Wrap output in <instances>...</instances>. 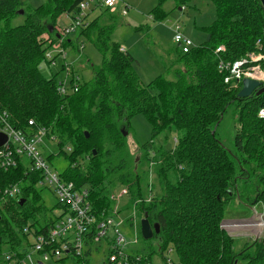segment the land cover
<instances>
[{"label": "trees", "instance_id": "1", "mask_svg": "<svg viewBox=\"0 0 264 264\" xmlns=\"http://www.w3.org/2000/svg\"><path fill=\"white\" fill-rule=\"evenodd\" d=\"M84 1L46 0L31 9L18 0H0V112L8 113L9 124L25 135H31L35 127L48 130L46 138L54 137L57 153L46 159L64 160L61 178L76 189L87 188L98 219L103 212H112L111 194L126 190L127 213H119L133 211L135 217L125 225L130 232L134 228L139 241L146 244L134 250L140 257L138 264H154L153 258L161 259L167 249L176 257V262L171 259L174 264H264V236L236 250L234 240L221 227L232 201L261 205L264 211V119L258 117L264 94L237 98L241 86L228 88L224 84L228 73L218 69L220 62L232 64L256 53L257 41L264 44L260 1L207 0L215 19L202 28L206 41L187 53L178 48L165 68L166 75L146 86L135 69L137 62L111 42L118 13L97 6L101 13L77 38L91 43L101 62L98 66L87 63L91 79L81 83L76 93L62 97L56 89L58 74H44L39 65L45 62L47 43L54 40L49 28L54 30L64 13L77 14ZM166 1L156 0L151 10L156 21L164 17L161 7ZM173 1L179 7L189 2ZM16 19L21 24L14 25ZM72 44L66 39L62 46ZM219 47L224 50L215 53ZM228 111L235 120L232 150L217 138ZM136 116H142L151 129L149 142L138 146V159L123 136V132L129 135L130 120ZM171 134L175 144L168 149ZM150 171L156 179V195L155 185L148 182ZM38 179L19 158L16 167L0 168V253L21 248L26 252L28 234H40L53 223V211L47 215L42 205L35 206ZM15 184L20 185L19 195L3 197V190ZM144 215L150 226L159 228L151 238L154 245L141 237Z\"/></svg>", "mask_w": 264, "mask_h": 264}, {"label": "built area", "instance_id": "2", "mask_svg": "<svg viewBox=\"0 0 264 264\" xmlns=\"http://www.w3.org/2000/svg\"><path fill=\"white\" fill-rule=\"evenodd\" d=\"M97 6L108 9L112 12H119L125 16L130 6L124 0H99ZM89 2L79 4L77 14H64V19L69 24L65 25L59 34V48L55 49L54 44L48 42L45 52V62L49 65H56L61 60V72L63 79L57 77V93L65 97L76 93L79 89V76L71 70V65L65 63V53L62 47L63 41L72 33H77L87 25V12L90 10ZM62 36V37H61ZM173 43L179 45L183 53H187L192 45L189 39L180 32L179 27L175 28ZM53 44V45H52ZM50 46V47H49ZM256 53H250L244 58L236 60L232 64L220 62L218 69L225 71L228 76L224 84L230 89L241 86L243 79H251L264 84V44L256 42ZM80 49H83L81 45ZM223 47L216 49L215 53L223 51ZM120 51L123 52L122 49ZM258 117L264 119V108L259 110ZM8 113L0 112V133H3L7 140L0 147V168L8 170L17 166V159L26 163L27 172H34L39 175L38 187H47L57 200L58 213L51 214L53 223L43 227L40 234H28L29 241L24 249L19 251H2L0 262L5 264H56L60 260H79L78 264H87L93 252L102 247L106 252V259L101 264H138L140 257L134 255L135 245L138 244V232L132 229V239H127V232L123 230L122 221L117 217L119 211L116 206L108 214L103 212L101 219L93 211L89 201L87 188L76 189L72 182L64 181L60 174L51 169L38 147L45 141L48 130L44 127H35L31 135H25L22 131L14 129L8 122ZM29 127H34L33 121H28ZM48 140H55L50 137ZM20 193V185H9L2 192L3 197L14 198ZM121 195H126L124 189ZM118 196L113 201H118ZM134 216V214L132 213ZM135 217V216H134ZM134 217L132 218L134 220ZM93 227V233L91 228ZM28 233V230H24ZM130 232V231H129ZM169 252L168 256L167 253ZM172 249H167L159 259L160 264H174L170 258ZM22 255V256H21ZM158 262V263H159Z\"/></svg>", "mask_w": 264, "mask_h": 264}, {"label": "rangeland", "instance_id": "3", "mask_svg": "<svg viewBox=\"0 0 264 264\" xmlns=\"http://www.w3.org/2000/svg\"><path fill=\"white\" fill-rule=\"evenodd\" d=\"M18 1L23 3L24 7L37 9L46 0ZM98 1L85 0V2H89L91 5L89 17L87 18L88 24L102 11L101 8L97 7ZM125 1L129 3L130 8L126 16L118 14L117 27L111 36V42L126 47L131 45L128 52L137 62V64L135 63V69L144 86L156 77L166 75L165 68L173 62V57L178 50L176 44L173 43L176 27H179V32L185 38L189 39L193 46H197L202 43L201 39L205 37L204 32L200 30L204 27L201 26L211 25L215 18L213 5L207 0H189V3L183 7L177 6L173 0H167L161 7L164 15L161 21H156L151 15V10L156 6V0ZM64 14L56 20L54 31L57 34H60L62 28L69 24L68 20L63 18ZM21 22V19H16L13 21V24L19 25ZM77 35L78 32L72 33L64 39H69L73 43L72 46L64 48V53L65 63L70 64L71 69L75 70L80 78L78 82L80 86L81 83L89 81L92 76L91 71L87 67V63L98 66L101 62V55L91 43L83 38H77ZM52 43L54 44V40ZM81 45H83V49L80 50ZM54 47L55 49L59 48V43L56 42ZM76 48L79 51H76ZM62 63L61 60H57L56 65H49L46 62H42L39 65V69L44 74H58L57 77L63 79L64 74L60 71ZM234 135L235 120L231 111H228L217 129V138L225 148L232 150ZM150 136V126L142 116H136L130 120V133L129 135L126 133V137L129 151L134 158H139L138 146L149 142ZM174 138L175 134H171L166 144L168 149L173 148L175 144ZM159 142L163 144L161 138H159ZM43 146L45 147L44 149ZM38 149L51 169L58 173L65 169L66 163L60 157H55L51 161L46 159L49 154L57 153L56 142L43 141ZM154 177V174L150 171L148 182L149 184L155 185L154 195H156L158 190ZM121 189L114 191L111 196L114 198L119 197L118 201H114V206L119 211L127 213L124 209L128 196L121 195ZM35 192L39 197V201L35 203V206L42 205L46 209L47 215H50L52 211L54 214L58 213L57 200L47 187H35ZM119 211L117 212V217L122 221L123 230L127 232L126 237L127 239H132V233L127 229L125 221L132 217L133 211H130L128 215L121 214ZM221 227L234 240L235 249H241L245 244L248 245L252 241L264 236V211L262 206L254 205L251 207L238 203L236 200L232 201L225 211ZM147 242L153 245L155 244V241L152 239ZM145 245L142 241L138 240V244L135 246L137 249H140ZM168 254L169 252L167 256ZM170 258L176 262V257L173 252H171ZM105 259L106 252L100 247L97 249V252H93L92 256L88 258L87 264H101ZM158 262L159 259L154 257L153 263L160 264ZM57 264L78 263L68 258Z\"/></svg>", "mask_w": 264, "mask_h": 264}, {"label": "water", "instance_id": "4", "mask_svg": "<svg viewBox=\"0 0 264 264\" xmlns=\"http://www.w3.org/2000/svg\"><path fill=\"white\" fill-rule=\"evenodd\" d=\"M261 7L264 10V0H259ZM19 16L23 15V11L19 10L17 12ZM53 32V28H49V33ZM56 38H59L58 35L55 34ZM179 47V45H176ZM252 94H255L256 96H260L261 94H264V84L260 82H256L251 79H243L241 82V88L237 94V98H247L250 97ZM85 138H88V134L84 132ZM123 136H126V133L123 132ZM7 138L3 133H0V147L6 142ZM93 155H95V151L93 150ZM22 202H20V205ZM159 228L157 225L150 226L146 215L140 220V234L142 239L144 240H150L153 237V234H158Z\"/></svg>", "mask_w": 264, "mask_h": 264}, {"label": "crops", "instance_id": "5", "mask_svg": "<svg viewBox=\"0 0 264 264\" xmlns=\"http://www.w3.org/2000/svg\"><path fill=\"white\" fill-rule=\"evenodd\" d=\"M124 2L125 3H127L128 5H129V3L128 2H126L125 0H124ZM189 3V2H188ZM91 6V5H90ZM130 6V5H129ZM90 9H91V7H90ZM214 9V8H213ZM90 11V10H89ZM89 11L87 12V18L89 17L88 15H89ZM119 15H121L120 14V11L119 12H117ZM127 15V14H126ZM125 15V16H126ZM97 17V16H96ZM214 17H215V15H214ZM64 18V17H63ZM215 19V18H214ZM213 23V22H212ZM211 23V24H212ZM201 27H207V26H201ZM202 32H204L202 29H200ZM54 31V30H53ZM55 34L56 35H58L59 36V34H57L55 31H54V35H53V37H54V42L56 41V40H58L59 38H56L55 37ZM204 35H205V37H203L201 40H202V43L201 44H199V45H197V46H200V45H202L205 41H206V39H207V36H206V34H205V32H204ZM129 48H131V45L130 46H128V47H126V46H121L120 45V49H122L124 52H126V53H128L129 54V52H128V49ZM133 58V57H132ZM134 59V58H133ZM135 60V59H134ZM76 74V73H75ZM77 76H78V74H76ZM45 141H47V142H49V141H51V140H48V139H46ZM53 141V140H52ZM54 142H56V140H54ZM57 143V142H56ZM45 147L43 146V149H44ZM68 149V148H67ZM67 151H69V149L67 150ZM49 155H51V154H49ZM52 155H55L54 153L52 154ZM47 158V157H46ZM25 167H26V163H25ZM38 187V186H37ZM0 264H5L4 262H0Z\"/></svg>", "mask_w": 264, "mask_h": 264}]
</instances>
